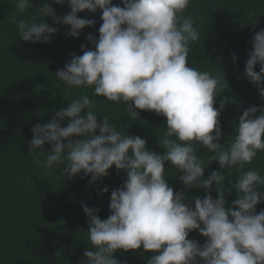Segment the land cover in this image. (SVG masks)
<instances>
[{
	"label": "clouds",
	"instance_id": "1",
	"mask_svg": "<svg viewBox=\"0 0 264 264\" xmlns=\"http://www.w3.org/2000/svg\"><path fill=\"white\" fill-rule=\"evenodd\" d=\"M66 2L70 12L63 17L55 15L51 4L62 5L65 0H49L34 16H26L32 9L30 0H11L13 10L6 19L15 26L19 40L47 44L58 29L45 18L67 26L66 35L78 38L82 29L95 24L78 13H102L98 40L91 34L86 37L95 49L81 45L83 54L73 56L55 73L54 85L91 89L92 96L102 99L79 95L49 122L35 124L28 141V155L44 175L59 165L63 177L83 173L90 176V183L107 176L113 166L127 174L122 187L111 192V214L106 219L99 218V209L82 204L90 250L84 251L79 264H120L115 253L141 248L153 253L147 264H264V210L256 212L264 202L260 191L264 176L258 168L243 170L264 152V107L244 110L235 134L220 144L219 116L230 100L214 107L226 89L219 69L214 76L188 66L191 45L201 39L197 21L185 15L193 0H121L123 7L112 0ZM246 15L251 24L259 22L253 19L254 7ZM251 46L244 75L264 100V29L255 32ZM231 59L235 63L236 55ZM257 65L259 72L254 70ZM108 102L124 104L126 119L133 122L139 111L163 116L166 127L157 137L163 155L147 150L146 139L124 135L107 116L98 123L97 104ZM45 144L51 146L47 152L42 150ZM194 145L211 153L209 161H216L223 173L214 170L202 179L205 164ZM165 162L180 173L185 189L202 188L203 199H186L184 191L174 194L166 182ZM233 170L239 175L225 190V174L231 176ZM213 185L215 199L210 195ZM107 191L105 187L100 194ZM226 191L237 194L230 206ZM192 231L205 238L203 245L188 238Z\"/></svg>",
	"mask_w": 264,
	"mask_h": 264
},
{
	"label": "trees",
	"instance_id": "2",
	"mask_svg": "<svg viewBox=\"0 0 264 264\" xmlns=\"http://www.w3.org/2000/svg\"><path fill=\"white\" fill-rule=\"evenodd\" d=\"M30 3L32 9L26 16H34L37 9L49 0H30ZM112 3L123 7L121 0H112ZM51 6L57 17L70 12L66 0L62 5L53 3ZM250 7L257 11L253 19L259 22L255 25L246 15ZM12 10L11 0H0V264H79L84 259V251L90 250L87 246V217L82 204L99 209V218L106 219L111 214V192L122 187L127 174L123 170L118 173L113 166L107 176L90 183V176L83 173L73 179L63 177L60 173L63 165H59L44 175L28 155V141L35 124L49 122L56 111L66 108L67 103L79 95L87 93L93 101L102 99L92 96L91 89L54 86L57 83L55 73L63 69L73 56L83 54L81 45H85V50L95 49L86 37L91 34L98 40L102 13L99 10L92 14L87 11L78 13L80 18L95 20L94 26L82 29L78 38L66 35L67 26L53 25L51 18H45V23L58 31L51 36L49 43L33 44L18 39L15 26L6 19ZM188 14L197 21L196 27L201 32V39L191 45L188 66L214 76L219 69L226 81V89L214 104L219 108L221 100H230L219 116L223 133L220 144L223 145L235 134L234 128L244 110L253 106L264 107V100L244 75L248 53L252 50V37L264 29V0H193L185 13ZM233 54L237 57L235 63L231 59ZM254 70L259 72V65ZM96 111L98 123L107 116L110 123L120 126L124 135L146 139L147 150L163 155L157 142L166 127L163 116L138 110L139 119L133 122L126 119L128 114L124 104L112 102L97 104ZM66 124L67 121L62 126ZM50 147L45 144L42 150L47 152ZM194 148L204 160L202 179H207L214 170L223 173L216 161H209L211 153L198 145ZM164 167L166 182L174 194L184 191L186 199H203L205 191L202 188L185 189L179 180L180 173L169 169L168 162ZM249 168H258L264 176V152L258 153L252 164L245 165L243 170ZM238 175L235 170L231 176L225 174V190ZM105 187L108 191L101 195ZM212 187L210 195L215 199L217 186ZM236 198L235 191H226L227 205L230 206ZM261 210H264V202L256 206L257 214ZM188 238L200 245L205 242L197 231L190 232ZM114 255L120 264H147L153 253L141 248Z\"/></svg>",
	"mask_w": 264,
	"mask_h": 264
}]
</instances>
